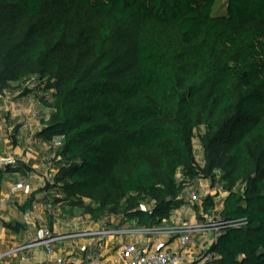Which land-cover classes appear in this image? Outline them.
<instances>
[{
	"label": "trees",
	"instance_id": "1",
	"mask_svg": "<svg viewBox=\"0 0 264 264\" xmlns=\"http://www.w3.org/2000/svg\"><path fill=\"white\" fill-rule=\"evenodd\" d=\"M217 3L0 0V96L52 106L37 138L62 140L23 212L49 192L116 229L216 211L228 226L191 264H264V0ZM4 166L0 200L8 175L32 172ZM199 181L226 199L193 204Z\"/></svg>",
	"mask_w": 264,
	"mask_h": 264
},
{
	"label": "crops",
	"instance_id": "2",
	"mask_svg": "<svg viewBox=\"0 0 264 264\" xmlns=\"http://www.w3.org/2000/svg\"><path fill=\"white\" fill-rule=\"evenodd\" d=\"M25 101L26 99L17 100L19 104L25 103ZM44 127L45 125L42 126V128ZM41 129H39L38 133ZM23 134L24 127L16 129L14 132L13 139L19 142V145H21ZM58 140L61 141V139H55L51 142H47L38 138L41 144H48L54 150L61 145V142L59 144ZM37 156L38 157H33L36 161H29V167L32 170L38 169L39 171H32L30 174L14 173L6 177L7 179L3 186L0 200V254L26 244L30 235H39L40 231L43 229H49L53 235L60 237V240L54 245L52 255H48L42 245H37L33 248L31 253L26 252L24 254H17L11 258L0 260V264H54L55 259L59 257L64 258L69 264H117L122 262L120 249L122 245L127 243H138L139 245L150 244L152 251L155 252L174 251L182 253V247L179 241L172 240V237L169 235V226L174 224L178 227L185 220H188L190 218V210L191 208L193 209L192 206H185L174 211L171 219L165 221L158 227L159 230H163V232H160L158 235L152 236L145 234L144 231H138V229L133 230L135 227L134 224L136 223L129 222L118 229L121 232L119 235L106 239H100L94 236L85 238L75 237L77 234L85 233L88 230L81 228L75 217L71 219L60 218L58 212L63 209L49 202L54 198L51 192L46 196L45 194H39L32 208L23 212L22 208L31 194L45 188L46 184L50 182V178L52 176L54 178L57 173V171L51 169L50 171L54 174L51 175L49 169H46V158L43 153ZM207 183L210 185L208 181H199L192 184L187 189V197L191 198L192 194L195 192H209L211 195L212 192H220L219 188L213 189L211 185L209 190H198L200 186L202 187L203 184ZM14 187H18L17 192H13ZM26 189H29L30 193H26ZM226 197L220 201L225 200ZM201 204L202 201L198 203L199 206H201ZM220 209L221 208H218L217 210ZM63 212L65 211L63 210ZM3 224L13 225L14 227L20 225V229L19 231L16 230V228L7 229ZM98 230H101V228L96 231ZM212 237V234H207L202 236L198 241L205 245L202 252L210 247ZM89 243L92 246L89 247L87 252L83 253L81 248ZM193 245H191L186 252H183L184 260L181 264H191L199 259L202 253L199 251L197 252ZM25 256L28 257L27 261L22 260Z\"/></svg>",
	"mask_w": 264,
	"mask_h": 264
},
{
	"label": "rangeland",
	"instance_id": "3",
	"mask_svg": "<svg viewBox=\"0 0 264 264\" xmlns=\"http://www.w3.org/2000/svg\"><path fill=\"white\" fill-rule=\"evenodd\" d=\"M215 12L216 14L220 15L225 13V0H218ZM18 96L19 94L14 96L9 93L0 96V167H5L4 165L12 160L20 161L26 165H29V161H36L33 157H38V154L43 153L44 157L46 158V169H49L51 175H54L50 170L52 169L53 165L52 161L55 159V150L48 144H41L37 138L39 129H41L42 126L47 123L48 119L54 112V109L52 108V106H46L41 101V99L37 98L34 95H31V98H26L25 103L19 104L16 100ZM22 127H24V134L21 138V145H19V142L13 139V135L16 131V128L20 129ZM60 142L62 143V140H58L59 144ZM194 146L196 150L197 160L202 163L203 152L201 149L199 138L195 139ZM31 171L36 172L39 170L34 169ZM50 179V181H52L53 176ZM209 188L210 185L207 183L203 184L202 187L200 186L198 190H209ZM219 191V193H221V187L219 188ZM219 193L215 191L212 192L213 196L211 195L214 198V202L216 204L219 203L221 199L227 196L226 193H222V195H219ZM58 215H60V218L62 219H71L74 217L77 218V223H79L80 227L84 230H88L89 232L96 231L99 228H108L111 229V231L117 230L113 226V224L115 223V219L109 215H99V217H93L89 214H83L82 211H75L72 216L70 212H63V210L59 211ZM189 221L192 223H214L218 222V216L216 211H211V213L201 211V214L197 215L191 208L190 218L188 220H185L183 223ZM134 226L135 227L133 228V230L138 229V231L146 232L144 228L138 226L137 224H134ZM176 226L177 225L174 224L169 226V232H172V234H170L172 240H178V237L176 236ZM202 236L205 235L196 237L195 243L193 245L195 250L201 253H203L202 249L205 247V245L198 241L202 238Z\"/></svg>",
	"mask_w": 264,
	"mask_h": 264
},
{
	"label": "built area",
	"instance_id": "4",
	"mask_svg": "<svg viewBox=\"0 0 264 264\" xmlns=\"http://www.w3.org/2000/svg\"><path fill=\"white\" fill-rule=\"evenodd\" d=\"M17 161H10L9 164L16 165ZM18 187L13 188V192H17ZM26 193H30L29 189L25 190ZM211 196L209 192H195L191 196L193 204H198L204 197ZM228 224L226 222H214V223H192L185 222L176 227V236L180 246L182 247V253L174 251H152L150 244L139 245L138 243H127L122 245L120 249L121 263L117 264H181L184 260L183 252H186L188 248L194 244L195 238L201 235L212 234L211 243H214L219 230L226 228ZM114 230V229H113ZM145 234L152 236L158 235L163 230H159L158 227L145 229ZM121 232L117 229L111 231V229L103 228L98 231L85 232L77 234L75 237H98L100 239H106L112 236L119 235ZM172 232H169V235ZM60 240V237L53 235L49 229H43L39 235H30L26 244L18 246L6 253L0 254V260L11 258L17 254L31 253L33 248L37 245H42L48 255H52L54 245ZM92 245L89 243L81 248L83 253L87 252ZM211 257H209L210 259ZM23 261H27L28 257H23ZM54 264H69L64 258H56Z\"/></svg>",
	"mask_w": 264,
	"mask_h": 264
}]
</instances>
